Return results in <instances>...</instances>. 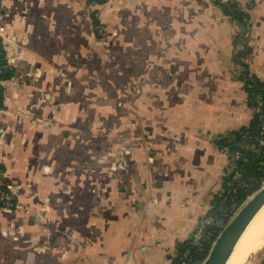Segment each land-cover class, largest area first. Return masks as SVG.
<instances>
[{
	"label": "crops",
	"instance_id": "obj_1",
	"mask_svg": "<svg viewBox=\"0 0 264 264\" xmlns=\"http://www.w3.org/2000/svg\"><path fill=\"white\" fill-rule=\"evenodd\" d=\"M0 36V264H174L264 83V0H0Z\"/></svg>",
	"mask_w": 264,
	"mask_h": 264
},
{
	"label": "trees",
	"instance_id": "obj_2",
	"mask_svg": "<svg viewBox=\"0 0 264 264\" xmlns=\"http://www.w3.org/2000/svg\"><path fill=\"white\" fill-rule=\"evenodd\" d=\"M223 11L225 14L233 16L235 19H240V11L234 4H222ZM91 16V23L93 27L94 20ZM94 31V30H93ZM4 59V54H3ZM5 61V60H4ZM9 72V71H8ZM6 73L4 74V76ZM245 77V79H244ZM241 79L244 84L246 92V101L248 106L252 109V117L249 123L239 129L230 132L228 135L219 136L216 139V144L219 149L222 146L228 147L230 152L239 151L240 157L236 162L229 167L228 163V175L225 178L223 191L219 196L215 197V202L209 215H220V208L230 207L231 204L235 203V208H239L244 201L247 200L248 196H251L256 190H258L264 184V157H262L263 149H256L254 147L248 148L247 143L254 144V139L264 134V130L257 127L259 122V115L264 117V83L249 75L246 70L241 75ZM2 97V89L0 87V102ZM257 97L263 103L262 110L260 113L253 111L256 105ZM248 132L250 136L245 137L243 134ZM246 142V143H245ZM244 143V144H243ZM238 174L239 178L236 180L233 175ZM207 215V216H209ZM231 215V214H230ZM229 219L227 217L226 221ZM225 221V222H226ZM225 225V224H224ZM216 226L213 223L208 225L205 229V233L202 236V247L199 249L193 246L192 239L181 244L176 251V255L189 250V264H200L202 258H204L217 234L223 228V226ZM210 232L211 237H206V233ZM177 263L175 257L174 264ZM260 264H264V258Z\"/></svg>",
	"mask_w": 264,
	"mask_h": 264
},
{
	"label": "built area",
	"instance_id": "obj_3",
	"mask_svg": "<svg viewBox=\"0 0 264 264\" xmlns=\"http://www.w3.org/2000/svg\"><path fill=\"white\" fill-rule=\"evenodd\" d=\"M91 14H92L93 19H95L94 23H93L94 32L99 36L103 35L104 25H103V22L99 18V14L96 11H93ZM2 42H3V38H2V36H0V82L4 77V74L7 71L12 70V67L9 64H7L3 59V48L1 46ZM244 79H245V77H244ZM262 106H263V103L260 100V97H257L256 105L254 106L253 111L260 113L262 110ZM257 127L259 129L264 130V117L262 115H259V122H258ZM243 135L245 137L250 136L248 132H245ZM253 143L254 144H251V142L247 143L246 146L247 147L250 146V148L254 147L256 149H263L262 150V157H264V134L257 136L254 139ZM220 149L227 156L229 167L232 166L236 162V160L240 157L239 151L230 152L228 147H226V146H222ZM1 175H2V170L0 168V177H1ZM238 177L239 176H235L234 178L237 180ZM0 209L7 210V211H13L16 209V199H15L13 193L10 190H8L6 187L1 185V183H0ZM237 210H238V208H235V203L233 202L230 207L220 208L219 209V211H220L219 216L209 215V216L205 217L203 220H201L198 227L194 231L191 244L193 246H196L199 249H201V247H202V240L201 239H202L203 234L205 233L206 227L208 225H210L211 223H213L214 225H216L218 227L226 224L228 222V220L235 214V212ZM227 217H229V219L226 221ZM206 237L207 238L211 237V233L207 232ZM176 258H177L176 264H189V262H188L189 250H186L179 255L177 254Z\"/></svg>",
	"mask_w": 264,
	"mask_h": 264
},
{
	"label": "water",
	"instance_id": "obj_4",
	"mask_svg": "<svg viewBox=\"0 0 264 264\" xmlns=\"http://www.w3.org/2000/svg\"><path fill=\"white\" fill-rule=\"evenodd\" d=\"M264 205V184L238 208L213 240L200 264H225L240 235Z\"/></svg>",
	"mask_w": 264,
	"mask_h": 264
},
{
	"label": "bare ground",
	"instance_id": "obj_5",
	"mask_svg": "<svg viewBox=\"0 0 264 264\" xmlns=\"http://www.w3.org/2000/svg\"><path fill=\"white\" fill-rule=\"evenodd\" d=\"M264 248V205L246 226L225 264H246L249 257Z\"/></svg>",
	"mask_w": 264,
	"mask_h": 264
},
{
	"label": "rangeland",
	"instance_id": "obj_6",
	"mask_svg": "<svg viewBox=\"0 0 264 264\" xmlns=\"http://www.w3.org/2000/svg\"><path fill=\"white\" fill-rule=\"evenodd\" d=\"M235 176H238V174H236V175H233V177H235ZM239 178V177H238ZM250 196H248V198H249ZM247 198V199H248ZM263 258H264V248L262 249V250H260L259 252H257V253H255V254H253V255H251L250 257H249V261H247L248 263H246V264H260L261 263V261L263 260ZM201 263V262H200Z\"/></svg>",
	"mask_w": 264,
	"mask_h": 264
}]
</instances>
